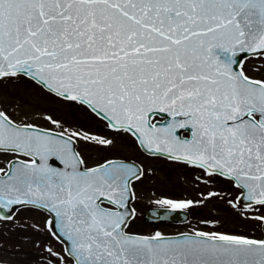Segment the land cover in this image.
I'll return each instance as SVG.
<instances>
[{"label":"snow or ice","instance_id":"obj_1","mask_svg":"<svg viewBox=\"0 0 264 264\" xmlns=\"http://www.w3.org/2000/svg\"><path fill=\"white\" fill-rule=\"evenodd\" d=\"M241 57L264 60V0H0V82L30 81L148 155L199 170L197 183L231 181L239 194L229 206L243 203L264 224V63L250 76ZM39 118L53 127L0 99V156L10 157L0 221L20 208L47 213L33 231L64 243L73 264H264V238L130 233L127 204L144 169L117 159L87 166L77 142L110 148L115 137ZM157 203L175 211L193 201ZM44 251L46 264H67Z\"/></svg>","mask_w":264,"mask_h":264},{"label":"rangeland","instance_id":"obj_2","mask_svg":"<svg viewBox=\"0 0 264 264\" xmlns=\"http://www.w3.org/2000/svg\"><path fill=\"white\" fill-rule=\"evenodd\" d=\"M243 62L245 71L252 76L257 75L253 68L264 63V60L249 57ZM0 99L3 100L5 107L15 108L18 115L28 113V118L40 126L53 127L39 118L41 114H52L66 127H84L93 132L115 137L116 142L110 148L78 141V150L85 159L86 165L97 163L108 155L133 158L142 163L146 173L139 181L134 182L136 216L130 221L131 229L138 232L152 230V227L141 220L145 203L162 199L192 200L193 204L189 207L192 217L186 225L177 226L167 223L160 225L157 229L172 232L193 227L251 235L258 239L264 237L260 228L261 222L248 218L252 213L245 212V206L239 204L236 208L229 206L228 200L235 201L239 193L231 181L214 177L211 185L197 183L194 176L202 174L199 170L142 152L130 136H116L115 133L107 131L103 124L91 117L86 110L62 103L23 78L0 82ZM9 158L0 156V167L4 166L3 161ZM208 191H216L220 195L204 199ZM258 214H264V209H261ZM14 215V222L0 221V264H46L48 257L44 251L45 246H50L64 255L67 264H73L72 259L65 255L62 244L57 242L46 229L39 232L33 231L31 227L33 224L44 228L42 224L44 216L41 212L20 208ZM36 242H39V247L36 246Z\"/></svg>","mask_w":264,"mask_h":264},{"label":"water","instance_id":"obj_3","mask_svg":"<svg viewBox=\"0 0 264 264\" xmlns=\"http://www.w3.org/2000/svg\"><path fill=\"white\" fill-rule=\"evenodd\" d=\"M178 134H179V130H178ZM117 160H119V159H117ZM122 161L129 162V163H134V164L138 165L136 162H134L132 160H122ZM127 210L130 212L129 204H127ZM172 212H174V211L170 210V209H159V210H156V211H153V210L149 211V213L151 215L157 216V217H161V218L166 217L169 213H172ZM182 214L183 213L180 212V215H182ZM147 215H149V214L147 213ZM262 226H263V229H264V224ZM183 235H191V234H189V233H179V234L169 235V236H166V237L179 239V238H182Z\"/></svg>","mask_w":264,"mask_h":264}]
</instances>
